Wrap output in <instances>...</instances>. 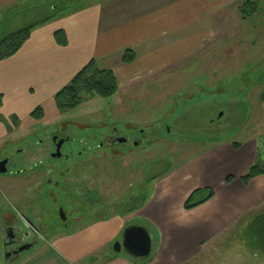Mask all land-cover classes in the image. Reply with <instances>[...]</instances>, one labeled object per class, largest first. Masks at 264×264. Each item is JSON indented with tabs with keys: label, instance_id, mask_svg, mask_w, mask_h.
Masks as SVG:
<instances>
[{
	"label": "crops",
	"instance_id": "0c3cea01",
	"mask_svg": "<svg viewBox=\"0 0 264 264\" xmlns=\"http://www.w3.org/2000/svg\"><path fill=\"white\" fill-rule=\"evenodd\" d=\"M37 1L0 0V11L7 16ZM244 1L89 0L76 2L66 14L34 26L14 55L0 59V149L21 121H35L31 112L53 101L91 59L98 67L113 70L118 88L145 87L170 71L174 62L209 53L217 44L216 49L228 14L237 11L246 19L239 10ZM206 41H213L211 48L205 47L210 43ZM127 49L135 56L125 63L121 56ZM232 143H217L145 182L139 187L146 194L139 210L116 215L112 203H95L98 211L84 218L81 227L53 233L44 244L32 247L40 249L35 255L48 247L52 252L41 258L42 264H199L198 257L215 250L211 243L216 238L225 232L230 236L264 214V174L247 183L240 179L258 158L256 143L252 139ZM47 156L43 154V160ZM233 163L240 170L230 174ZM205 187L212 189V196L185 208L194 190ZM134 224L144 226L151 236L148 258H133L114 244Z\"/></svg>",
	"mask_w": 264,
	"mask_h": 264
},
{
	"label": "rangeland",
	"instance_id": "374dc122",
	"mask_svg": "<svg viewBox=\"0 0 264 264\" xmlns=\"http://www.w3.org/2000/svg\"><path fill=\"white\" fill-rule=\"evenodd\" d=\"M60 1L64 2H30L7 16V12L0 11V20H3L0 37L48 15L66 14L74 3L83 4L89 0L70 1L63 8ZM256 2V11H252L251 5L244 8L242 14L246 19H241L237 11L228 14L227 21L222 23L216 49L217 44L211 48L213 41H206L210 43L205 47L212 49L209 53L198 52L174 62L170 71L152 79L145 87L144 84L121 87L105 99L89 96L71 111H59L53 101H47L42 105L44 113L40 120L21 121L9 136L10 141L3 143L0 156L9 152L16 154L26 148L33 151L30 155H36L33 158L39 150L48 153L52 149L51 134L63 127H66L70 141L62 153L71 150L73 156L67 161L49 156L43 160L39 196L34 189L35 179L1 174L0 213L11 210L10 206L14 210L38 213L42 227L39 233L41 246L53 232L62 229L59 206L45 194V189H53L57 182L92 188L85 196L92 201L90 207L93 209L87 202L85 205L83 200L73 199L69 193L54 191L62 211L71 221V228H78L84 218L98 211L94 207L97 202L112 203L111 211L116 215L141 209L145 201L141 194L145 192L139 189L145 182L158 179L217 143H246L252 139L257 147V161L264 165V0ZM8 19L10 21L6 23ZM113 128L140 140L138 145L120 147L122 152L98 148L96 143ZM39 139H43L44 149L39 146ZM83 147L91 149V160L86 159L85 152L78 155L77 151ZM117 152L120 154L113 156ZM232 165L230 174L240 170L238 164ZM46 179L52 182L48 183ZM83 188L75 187V196L79 192L82 194ZM206 194L207 191L199 193L195 200ZM250 222L230 236L225 232L216 238L211 243L215 250L203 253L196 261L199 264H264L262 235L248 227ZM1 248L0 244V264H4ZM37 250L22 251L8 264H42L43 256L52 252L44 247L36 256Z\"/></svg>",
	"mask_w": 264,
	"mask_h": 264
},
{
	"label": "flooded vegetation",
	"instance_id": "af4514ba",
	"mask_svg": "<svg viewBox=\"0 0 264 264\" xmlns=\"http://www.w3.org/2000/svg\"><path fill=\"white\" fill-rule=\"evenodd\" d=\"M65 130V131H64ZM122 130V129H121ZM102 139L96 143L98 148H102L103 150H110V151H121L120 147H125L126 145H131V147H134L138 145L139 141L138 139L130 138L128 134L120 133V129L113 128L108 133H106ZM70 136L66 132V127H63L58 132H53L50 136V144L52 146V149L48 152V156L51 158H56L59 160L67 161L69 160V157L73 156L71 153V150L62 153V149L65 146L66 143H69ZM39 146H45L43 143V139H39ZM57 143H60L59 146V152L60 155L56 156L57 153ZM44 149V148H43ZM26 152V153H25ZM30 152H33L30 149H24V150H18L16 154H13L9 152L8 154H5L4 156H0V161L5 160V167L6 171L4 173H0V175H7L9 176H24L23 178L26 179H35L34 182V189L35 192H37L39 196V188L41 186L40 184V175L42 172H40L42 168L43 163V152L42 150H39V153H37V157L33 158L36 155H30ZM83 152L86 153L85 156L86 159L89 161L92 158L91 156V149H87L85 147L82 148V150L77 151L78 155L82 154ZM118 153H114L113 156H116ZM28 162V163H27ZM48 180V183H51V179ZM33 187V185H32ZM53 189L46 188L45 194L52 198L53 203L57 204L59 206V209L62 210V204L60 203L59 199L55 197L54 191H59L62 194H71L73 195V199H76L79 202L84 201L82 204H87L89 208L93 209V207H90L92 204L91 200H88L85 195L87 193H90L92 188H88L87 186H81V185H74L72 183H68L67 185L64 184L61 185L60 183H56L53 185ZM75 187H78L79 189L81 187L83 188V193H78V196H75ZM78 191V190H77ZM82 196V197H81ZM98 201V199H97ZM87 202V203H86ZM11 207L8 210H5V212L0 213V238H1V257L4 262V264H8L9 261L12 259L18 257L22 251L28 250L35 245L39 244V233L42 229V227L39 225V214H33L28 213L22 210H18ZM10 210V211H9ZM36 213V212H35ZM63 225L61 231L66 230L70 227V220L67 219L65 216V219L62 220ZM55 231V230H54ZM59 231V230H57ZM57 231L53 233H57Z\"/></svg>",
	"mask_w": 264,
	"mask_h": 264
},
{
	"label": "trees",
	"instance_id": "16d2710c",
	"mask_svg": "<svg viewBox=\"0 0 264 264\" xmlns=\"http://www.w3.org/2000/svg\"><path fill=\"white\" fill-rule=\"evenodd\" d=\"M75 0H64L61 2V8L67 7L68 3ZM251 5L252 11L256 9V3L251 0L244 1L240 6L239 10L244 12L246 6ZM60 9V8H59ZM53 17V14L42 18L36 23H31L22 28L16 29L9 33H6L0 37V59H6L14 55L23 43L28 39L31 30L34 26L43 23ZM134 52L130 49L124 51L121 56V61L128 63L134 60ZM117 80L115 74L110 68H100L97 66L95 60L91 59L87 64L81 68L75 76L53 97V104L59 111H71L77 108L81 102L89 96H95L99 98H110L117 92ZM2 105V95L0 94V107ZM43 107L38 106L35 108L30 116L35 120H40L43 117ZM233 145H239L238 142H233ZM264 174V165L257 161V159L247 168V170L240 175V179L247 183L251 178ZM153 179V178H151ZM232 176L227 177V181H230ZM207 191L205 197L195 200V196L199 193ZM213 194L212 189L205 187L202 189H196L191 196L186 200L184 207L191 208L203 201L207 200ZM143 195V199L146 198V194ZM248 226L253 228L257 233L262 235L263 246H264V214L254 218ZM248 228V229H249Z\"/></svg>",
	"mask_w": 264,
	"mask_h": 264
},
{
	"label": "water",
	"instance_id": "95a60500",
	"mask_svg": "<svg viewBox=\"0 0 264 264\" xmlns=\"http://www.w3.org/2000/svg\"><path fill=\"white\" fill-rule=\"evenodd\" d=\"M60 143H57L56 156L60 155ZM6 171L5 160L0 161V173ZM59 217L61 220L65 219L64 212L59 209ZM119 249L124 250L129 256L133 258L145 259L148 258L152 251V241L148 230L139 224L127 226L123 233L121 241L116 243Z\"/></svg>",
	"mask_w": 264,
	"mask_h": 264
}]
</instances>
